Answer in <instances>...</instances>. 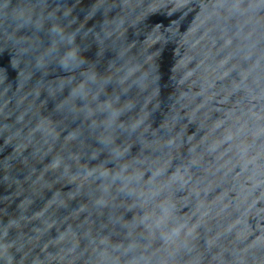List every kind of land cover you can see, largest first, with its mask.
<instances>
[{
  "label": "water",
  "instance_id": "95a60500",
  "mask_svg": "<svg viewBox=\"0 0 264 264\" xmlns=\"http://www.w3.org/2000/svg\"><path fill=\"white\" fill-rule=\"evenodd\" d=\"M0 264H264V0H0Z\"/></svg>",
  "mask_w": 264,
  "mask_h": 264
}]
</instances>
